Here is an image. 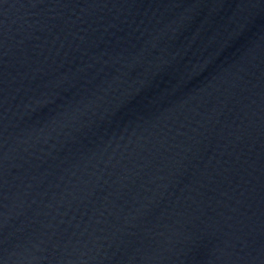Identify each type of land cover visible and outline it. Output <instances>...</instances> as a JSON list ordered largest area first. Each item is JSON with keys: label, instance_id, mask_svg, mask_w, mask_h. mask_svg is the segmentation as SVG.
<instances>
[{"label": "water", "instance_id": "obj_1", "mask_svg": "<svg viewBox=\"0 0 264 264\" xmlns=\"http://www.w3.org/2000/svg\"><path fill=\"white\" fill-rule=\"evenodd\" d=\"M0 264H264V0H0Z\"/></svg>", "mask_w": 264, "mask_h": 264}]
</instances>
